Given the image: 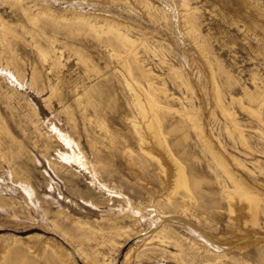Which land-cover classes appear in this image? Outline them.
<instances>
[{"label":"rangeland","instance_id":"374dc122","mask_svg":"<svg viewBox=\"0 0 264 264\" xmlns=\"http://www.w3.org/2000/svg\"><path fill=\"white\" fill-rule=\"evenodd\" d=\"M85 18L130 23L133 37L147 41L151 49H140L145 63L168 82L174 107L189 115L169 113L166 127L183 121L169 141L195 172L199 204L164 201L172 163L163 153L169 168L163 175L140 153L130 122L135 107L107 51L126 55V48L112 34L98 37ZM263 95L264 0H0V236L11 239L0 264H66L52 245L76 253L77 264H264V213L252 223L237 200L231 214V180L202 144L208 135L222 164L264 195ZM226 112L240 122L247 145L227 131ZM195 120L207 132L197 133ZM54 128L95 164L98 181L146 215L156 214L154 202L169 217L158 227L149 218L136 221L127 199L63 158L71 149ZM181 217L229 248L203 247ZM145 233L152 238L143 244Z\"/></svg>","mask_w":264,"mask_h":264},{"label":"bare ground","instance_id":"6f19581e","mask_svg":"<svg viewBox=\"0 0 264 264\" xmlns=\"http://www.w3.org/2000/svg\"><path fill=\"white\" fill-rule=\"evenodd\" d=\"M170 10L174 11L172 8H170ZM85 19L88 22L89 26L95 29L98 37H101L105 33L112 34L114 35V37H116L117 41L126 48V55H123L120 51L116 50L115 48H110L107 51L109 53V56L114 58L117 62V71L122 77L121 82L124 87L128 89L132 106L134 105L135 107V111H131L130 113V122L134 133L136 134V136H138V146L140 153L142 154V156L146 157V160L148 159L147 162L149 163V165H151L152 162H155L158 170L162 172L163 175H166L169 170L166 165L167 162L163 156V153H165V155L170 158L169 161L172 163V170H174V172L172 174L171 183L169 184L168 189L164 190V194H161L162 196L164 195V201L167 204H172V200L175 197H179L182 201V206L185 208H189V206L191 205L199 204V200L197 198V193L199 191L197 185L198 182L196 179L195 183L192 181V177L195 175V172L190 165H185L183 159L177 157L174 152V146L170 144L169 141V137L174 131L182 130L184 128L183 121H177L172 129H167L166 127L167 115L169 113L175 111L184 114V116L189 117V115L187 113V110L183 112L185 109L180 110L174 107V95L168 89V82L164 79V77L162 78L160 74L155 72L153 70V67H150L151 65L148 66V64L145 63V58L143 56V53L141 55L140 49L148 50L150 48L147 41L140 38H138V40H140L138 41L137 38L133 37L131 33L132 25L130 23H125L120 20H117L116 22H111L107 18L100 21L93 20L90 18ZM186 23L189 24L190 28L193 26L192 21H187ZM182 38H185L184 35H182L181 39ZM104 44L107 46L111 45L107 42H104ZM184 49L185 48L183 47V51H185ZM187 53L188 52L186 49V52H183V60H187ZM197 53H199V51ZM43 55L46 60V58L48 57L47 53L44 52ZM192 61H194V58L191 57V59H188V62H186V65L188 67H191ZM55 64L56 61L53 62V65ZM206 64L208 65L207 62ZM175 71L178 76L182 75L180 71ZM209 76L211 79V84H213L212 90L214 91L216 102L220 107L223 108V110H225L224 108L226 106H223L224 104L222 101V92L219 88V85L215 82L214 76L211 72L209 73ZM142 77H144L143 79H145V85L147 86H144L142 84ZM184 84L187 89L195 91L194 85H192L190 82H184ZM260 97H262L261 99H263L264 95ZM135 115H137V118ZM225 115L229 117V123L226 126V128L228 129L227 131L230 133L231 136L240 140L242 144L246 143L247 145V139H245V136L242 133L243 131H241L240 129V122L237 120V118L234 117L233 113L226 112ZM195 121L197 122V124L192 121V125L196 129L197 133H205L206 127L204 128V125H201V122L200 124H198V121ZM231 128L233 129L231 130ZM54 130L58 133L59 137L64 141V143L71 149V152L69 154H64L63 158L67 161L77 162L87 168L93 178V182H97L99 187L104 188L108 191L115 192L117 195L127 199L126 203L127 209L130 213L129 215H133L136 221L139 222L140 220L142 221L145 218H149L148 220H150L154 226L158 227L161 226L165 219L169 217L160 213V209H157L154 202L150 203V207L152 208V213L156 212V214L146 215L141 205H134L133 202H131L122 192H120L119 190H115L116 188H114L113 186H108L107 183L98 181L99 172L98 169L95 168V164L85 162V158L82 156V154L79 151L75 152V150H73V148L71 147L73 145V141L69 136L64 133H60L56 128H54ZM199 137L201 138V136ZM203 138H201V141ZM207 138L209 139L208 135L202 141L205 151L211 155L212 161L214 160L213 162L221 167L223 172L231 180L233 186V190L231 192H227L231 214L234 213L236 210L235 204L237 203V200L242 201L244 202L245 209L249 214V218L251 219L250 221H253L256 224L258 221L259 212L262 211L264 213V208L261 204L264 199V195L261 192V189L256 187L255 184L252 185L249 181L245 180L240 174H238V172L235 171V169L229 163L223 162L224 164H222V162L220 161L223 157L221 154L222 151L220 152L219 150H217L218 148L216 149V147L214 146L215 142L212 144L213 141L211 139L209 141ZM125 139H128V137L125 136ZM122 152L126 154L125 150H122ZM132 158V154H126V160H132ZM223 160H225V156ZM90 165H93V169L88 168V166ZM24 191L27 195H29V192L25 188ZM149 192L152 197L156 194L153 191ZM28 198L30 199V196ZM125 212V209H122V213ZM117 214L119 213H116L115 215ZM184 218L181 217L182 221L187 224L188 230L194 236H197L198 240L203 243V247H213L217 249V251L222 252L229 248L228 245L218 243L210 235H207L203 230L195 226L193 222H191L189 219ZM144 236L146 237L142 236L143 238H141L143 244L147 240H150L152 238V236L148 235V233H145ZM10 240L11 239L7 240V238L0 236V256L5 251V248L8 245L7 242L9 243ZM52 248L54 249L58 258L62 262L66 264H77V262L75 261L76 253H74L73 251H68L61 248L60 246L54 245H52Z\"/></svg>","mask_w":264,"mask_h":264}]
</instances>
